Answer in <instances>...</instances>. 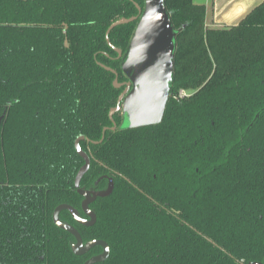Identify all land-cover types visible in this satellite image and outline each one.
Returning <instances> with one entry per match:
<instances>
[{"label": "trees", "instance_id": "1", "mask_svg": "<svg viewBox=\"0 0 264 264\" xmlns=\"http://www.w3.org/2000/svg\"><path fill=\"white\" fill-rule=\"evenodd\" d=\"M135 4L144 0H0V264H82L100 251L73 254L51 215L79 208L74 141L99 140L112 123L121 88L100 64L124 80L113 47L125 54L136 21L112 28L111 45L106 30ZM164 5L181 31L162 119L89 144L81 184L108 173L114 189L91 204L95 224L76 227L109 245L95 264L263 261L264 0L223 28L206 27L193 0Z\"/></svg>", "mask_w": 264, "mask_h": 264}, {"label": "water", "instance_id": "2", "mask_svg": "<svg viewBox=\"0 0 264 264\" xmlns=\"http://www.w3.org/2000/svg\"><path fill=\"white\" fill-rule=\"evenodd\" d=\"M164 1L144 0L142 7L135 4L137 15L129 18H118L106 30L105 38L108 44L111 45L108 33L112 28L136 21L121 63L122 73L128 80L120 83L117 76L113 79L114 87L125 85L124 90L118 97L117 105L109 111L110 119H112L114 112L121 111L122 123L119 129L153 125L159 123L162 119L174 70L173 58L176 51V34L181 31V28L174 30L172 27ZM113 49L117 52L118 57L122 55L120 48L113 47ZM100 65L116 75L114 69L103 64ZM112 122L111 130H115V123ZM81 138L82 136L77 137L74 143L76 152L84 159V164L79 168L75 177L76 187L79 186V181L88 170L90 163L89 156L79 145ZM102 138L103 134L100 140ZM111 189L112 183L110 182L106 190L93 192V195L90 196L89 191L78 188V193L85 197L81 205L84 212L90 217L89 220L81 219L77 210L67 204H60L53 211L54 223L75 237V242L71 244L74 254L82 255L95 245L103 247L100 254L88 258L83 264H94L105 260L109 254V247L104 241L96 239L83 244L78 231L73 226L62 222L58 218V213L62 209H67L78 222L91 225L95 222L96 217L95 213L88 209V203L94 200L96 196L108 195ZM249 264H264V260L253 261Z\"/></svg>", "mask_w": 264, "mask_h": 264}, {"label": "flooded vegetation", "instance_id": "3", "mask_svg": "<svg viewBox=\"0 0 264 264\" xmlns=\"http://www.w3.org/2000/svg\"><path fill=\"white\" fill-rule=\"evenodd\" d=\"M124 56V54H122L120 57H123ZM117 57H118V54H117ZM124 75V74H123ZM115 76H117V74L115 75ZM125 78H124V80H122V81H118V82H120V83H123V82H126L128 79H127V77L126 76H124ZM115 78V77H114ZM117 80H118V76H117ZM116 88H121V91H120V93H119V95L121 94V92L124 90V88H125V85H121L120 87H116ZM119 95H118V97H119ZM186 95V93L184 92V95H182V96H185ZM117 100H118V98H117ZM116 105H117V102H116ZM115 105V106H116ZM114 106V107H115ZM115 113H118L119 115H120V117H121V120H120V123L119 124H117L114 120H113V115L115 114ZM108 116H109V113H108ZM111 121H114V123H115V130H111V127L113 126V122L111 123V125L110 126H105V127H103V129H105L104 130V133H103V129H102V134H103V138H102V140H100L101 139V137H102V135H101V137H100V139L99 140H90V139H85L82 135H80V136H82V138H81V140L80 141H82V140H85L86 141V143H87V146H86V150H84V149H82L88 156H89V159H90V163H89V168H90V165H91V160L93 159V153H92V151H91V149H90V147H89V144H94V145H97V144H99V143H101L102 141H103V139H104V135H105V132L107 131V130H109V131H112V132H115V131H117V130H119V127H120V125H121V123H122V113H121V111H116V112H114L113 114H112V119H111ZM79 137V136H78ZM76 140V139H75ZM80 141H79V145H80ZM74 143H75V141H74ZM81 147V146H80ZM74 148H75V146H74ZM76 151V150H75ZM78 154V153H77ZM79 155V154H78ZM80 156V155H79ZM81 157V156H80ZM82 158V157H81ZM82 160H83V164H84V159L82 158ZM82 164V165H83ZM81 165V166H82ZM89 168H88V170H89ZM88 170L83 174V176L88 172ZM78 172V171H77ZM77 174V173H76ZM83 176L81 177V179H80V181H79V186L78 187H76L75 186V178H74V189H75V191H76V193L81 197V199H80V203H79V208H76V207H74V206H72V205H70V204H68V203H60V204H67V205H70V206H72L73 208H75L76 210H77V212H78V215H79V217L81 218V219H83V220H89L90 219V217L84 212V210L82 209V201L84 200V196L83 195H81L80 193H78V188H81V189H83V190H87V191H89V195L90 196H92L93 195V192H98V191H104V190H106L107 189V187H108V185H109V183L111 182L112 183V189H111V191H110V193L108 194V195H106V196H96L95 198H94V200H92L91 202H89L88 203V205H87V207H88V209L89 210H91V211H93L94 213H95V211H94V209L91 207V204L93 203V202H95L97 199H99V198H106V197H108V196H110L111 195V193L113 192V189H114V180H113V177L110 175V174H108V173H102V174H99V175H97L94 179H92L91 181H88V183L87 184H81V180H82V178H83ZM75 177H76V175H75ZM129 181V180H128ZM60 204H58V205H60ZM58 205H56L55 207H54V209L58 206ZM54 209H53V211H54ZM53 211H52V215H51V217H52V221H53ZM63 211H66L67 213H68V215L70 216V218H71V221H65V220H62L61 218H60V214H61V212H63ZM95 217H96V213H95ZM58 218L62 221V222H64V223H67V224H69V225H71V226H73L77 231H78V233H79V235H80V237H81V240H82V242H83V244L84 243H86L87 241H90V240H87V241H84L83 240V238H82V236H81V234H80V232H79V230H78V228L76 227V225H78V226H81V227H91V226H93L94 224H95V222H96V218H95V222L93 223V224H91V225H85V224H82V223H80V222H78L71 214H70V212L67 210V209H62V210H60L59 211V213H58ZM53 223H54V221H53ZM54 225L56 226V227H58L55 223H54ZM59 229H61V230H64V229H62V228H60V227H58ZM64 231H66L67 233H69L67 230H64ZM71 236H72V241L70 242V248H71V244L72 243H74L75 242V237L71 234V233H69ZM91 240H95V239H91ZM96 240H101V239H96ZM102 241H104V240H102ZM105 242V241H104ZM106 244H107V242H105ZM108 245V244H107ZM95 247H99L100 248V251L99 252H97V253H95V254H92V255H90L88 258H90V257H92V256H95V255H98V254H100L102 251H103V247L102 246H100V245H95V246H93L91 249H89L87 252H85L84 254H82V255H77V256H84V255H86L87 253H89L93 248H95ZM108 247H109V245H108ZM71 251H72V249H71ZM109 252H110V249H109ZM72 253H73V251H72ZM74 254V253H73ZM76 255V254H75ZM108 256H109V254H108ZM107 256V257H108ZM87 258V259H88ZM87 259H85L84 260V262L87 260ZM106 260V259H105ZM104 261V260H103ZM103 261H101V262H103ZM83 262V263H84ZM82 263V264H83ZM97 263H99V262H97ZM95 264V263H94Z\"/></svg>", "mask_w": 264, "mask_h": 264}, {"label": "crops", "instance_id": "4", "mask_svg": "<svg viewBox=\"0 0 264 264\" xmlns=\"http://www.w3.org/2000/svg\"><path fill=\"white\" fill-rule=\"evenodd\" d=\"M261 1L200 0V4L205 6V26L209 28H223L235 25Z\"/></svg>", "mask_w": 264, "mask_h": 264}, {"label": "built area", "instance_id": "5", "mask_svg": "<svg viewBox=\"0 0 264 264\" xmlns=\"http://www.w3.org/2000/svg\"><path fill=\"white\" fill-rule=\"evenodd\" d=\"M179 94H180V96L184 95V91H180Z\"/></svg>", "mask_w": 264, "mask_h": 264}, {"label": "rangeland", "instance_id": "6", "mask_svg": "<svg viewBox=\"0 0 264 264\" xmlns=\"http://www.w3.org/2000/svg\"><path fill=\"white\" fill-rule=\"evenodd\" d=\"M194 2H197V3H199L200 4V0H193Z\"/></svg>", "mask_w": 264, "mask_h": 264}]
</instances>
